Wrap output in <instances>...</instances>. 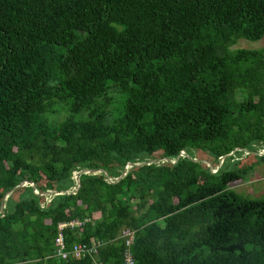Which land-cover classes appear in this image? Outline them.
<instances>
[{"label": "trees", "instance_id": "trees-1", "mask_svg": "<svg viewBox=\"0 0 264 264\" xmlns=\"http://www.w3.org/2000/svg\"><path fill=\"white\" fill-rule=\"evenodd\" d=\"M263 38L264 0H0V210L39 192L4 201L0 264H96L55 256L74 218L103 264L127 228L136 264H264V199L229 189L253 165L204 162L264 148V47L233 48Z\"/></svg>", "mask_w": 264, "mask_h": 264}, {"label": "built area", "instance_id": "built-area-1", "mask_svg": "<svg viewBox=\"0 0 264 264\" xmlns=\"http://www.w3.org/2000/svg\"><path fill=\"white\" fill-rule=\"evenodd\" d=\"M248 152V151H246ZM180 158L190 157L185 151H183L180 155ZM178 156V157H179ZM223 158V157H222ZM220 159L218 163V167L223 164L224 160ZM160 161H167L166 159H162ZM174 161V160H172ZM217 168H212L213 172H217ZM216 169V170H215ZM77 172L75 173V175ZM111 179H109L110 181ZM37 190V189H36ZM78 190V184L76 183V189L73 191L74 193ZM57 194V193H54ZM50 195V194H49ZM89 218L81 219L74 218L66 221H62L58 224L57 235L55 237V256L62 260H83L86 258H90L95 261L96 264H103L102 261L96 260V255L99 252L100 247H102L105 242L101 240H93L91 242H75L69 244L67 241V231L68 230H79L81 229ZM137 231L131 228L124 229L120 233V238L124 240V250H123V264H136V259L133 254V243L136 239Z\"/></svg>", "mask_w": 264, "mask_h": 264}, {"label": "rangeland", "instance_id": "rangeland-1", "mask_svg": "<svg viewBox=\"0 0 264 264\" xmlns=\"http://www.w3.org/2000/svg\"><path fill=\"white\" fill-rule=\"evenodd\" d=\"M264 47V38L259 41H252L248 39H240L238 43L233 48H247V49H259ZM251 106H254L253 102H250ZM264 148L259 151V154L264 153ZM253 153V154H251ZM257 152H244L239 154L241 156H229L226 162L220 165L219 168L223 167L224 171L232 170L238 171L241 170L245 164L253 165L247 174H245L239 180L234 181L229 189L243 195L246 198L250 199H264V160L261 158ZM251 154V155H249ZM249 155V156H248ZM198 157V155L196 154ZM244 159V160H242ZM209 167L211 163L204 161ZM225 163V164H224ZM216 170V169H215Z\"/></svg>", "mask_w": 264, "mask_h": 264}, {"label": "water", "instance_id": "water-1", "mask_svg": "<svg viewBox=\"0 0 264 264\" xmlns=\"http://www.w3.org/2000/svg\"><path fill=\"white\" fill-rule=\"evenodd\" d=\"M236 150L238 149H235L233 152H231L230 154L226 155L225 157H223L222 159L224 160L226 157H229V156H232L235 154ZM264 152V151H263ZM259 154V153H258ZM261 156L264 155V153L262 154H259ZM191 158V157H189ZM180 159V156L177 157L176 160L172 161V160H169V159H166L168 163H171V164H176L177 161ZM161 159L157 158V159H154L153 161H150L149 163H152V162H158L160 161ZM195 161H198V159H194ZM146 163H129L127 164L124 168H123V171H122V174L120 177L116 178L115 181H120L124 176L125 174L127 173V171L134 167V166H142V165H145ZM220 167V166H219ZM91 172H104L106 174V172L103 170V169H85V170H81V171H78L77 174L75 175L74 177V184L72 186V189L70 191H63V192H55V191H48V192H45L43 193L44 195H47V194H50V193H57V194H70V193H74L73 191L76 189V183L78 184V189L79 187L81 186V180H80V177L83 175V174H86V173H91ZM108 176V174H106ZM111 182L113 181L112 179L110 180ZM24 185H30L34 192L36 193H39L38 190H36V186H35V183L33 181H25V182H21L17 187H15L13 190L9 191L4 199H3V202H2V205H1V210L0 212L3 210V207H4V201L14 192V190L16 189H19L20 187L24 186Z\"/></svg>", "mask_w": 264, "mask_h": 264}]
</instances>
